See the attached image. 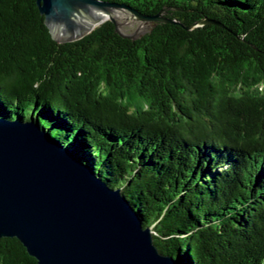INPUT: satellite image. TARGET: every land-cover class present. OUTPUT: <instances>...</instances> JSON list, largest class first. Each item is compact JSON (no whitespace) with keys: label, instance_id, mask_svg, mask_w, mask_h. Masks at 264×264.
Wrapping results in <instances>:
<instances>
[{"label":"trees","instance_id":"trees-1","mask_svg":"<svg viewBox=\"0 0 264 264\" xmlns=\"http://www.w3.org/2000/svg\"><path fill=\"white\" fill-rule=\"evenodd\" d=\"M101 1L176 23L59 43L37 0H0V120L118 191L175 264H264V0ZM0 264L39 263L1 238Z\"/></svg>","mask_w":264,"mask_h":264},{"label":"water","instance_id":"water-1","mask_svg":"<svg viewBox=\"0 0 264 264\" xmlns=\"http://www.w3.org/2000/svg\"><path fill=\"white\" fill-rule=\"evenodd\" d=\"M53 39L79 41L110 20L136 40L151 23H176L101 0H37ZM131 16V17H129ZM145 28L131 32L128 21ZM17 238L39 264H175L118 191L63 153L38 128L0 120V239Z\"/></svg>","mask_w":264,"mask_h":264},{"label":"rangeland","instance_id":"rangeland-1","mask_svg":"<svg viewBox=\"0 0 264 264\" xmlns=\"http://www.w3.org/2000/svg\"><path fill=\"white\" fill-rule=\"evenodd\" d=\"M129 17H131V16H129ZM125 21H128L126 28L129 29V31H131V32L139 29L140 27H143L146 29V27L148 26V24L142 25L140 22L133 21L132 19H127Z\"/></svg>","mask_w":264,"mask_h":264}]
</instances>
